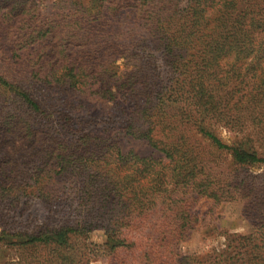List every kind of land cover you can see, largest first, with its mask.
I'll return each mask as SVG.
<instances>
[{
	"label": "trees",
	"instance_id": "trees-1",
	"mask_svg": "<svg viewBox=\"0 0 264 264\" xmlns=\"http://www.w3.org/2000/svg\"><path fill=\"white\" fill-rule=\"evenodd\" d=\"M0 13V214L45 211L0 233L19 249L3 264H264V180L246 171L264 156L213 129L248 120L264 146V0H0ZM83 93L118 109L89 115ZM127 137L153 153L123 150ZM202 200L241 201L253 231L188 252Z\"/></svg>",
	"mask_w": 264,
	"mask_h": 264
},
{
	"label": "rangeland",
	"instance_id": "rangeland-1",
	"mask_svg": "<svg viewBox=\"0 0 264 264\" xmlns=\"http://www.w3.org/2000/svg\"><path fill=\"white\" fill-rule=\"evenodd\" d=\"M42 5L52 3L54 0H36ZM3 16L0 13V45L5 43L4 37L6 32ZM34 47H31L32 51ZM22 54V51H21ZM74 98V95H72ZM77 102L83 103L86 106L85 113L93 116H107L113 112L115 108L110 103L103 102L97 97L88 93L80 94L76 99ZM122 107L126 110L127 103H123ZM81 111L82 107H80ZM118 109V108H117ZM126 113H130L126 110ZM214 131L218 137L226 144L231 145L234 140L248 136L253 146L258 150L261 156H264V146L262 135L259 130L251 125L248 120L239 131L231 130L228 126L222 124H214ZM113 132V131H111ZM123 150L133 149L140 155H149L153 153L152 149L142 140L127 137L122 139ZM156 155V154H154ZM247 173L259 175L264 180V165L257 163L246 168ZM243 203L241 201L222 203L211 207V203L205 200L200 201L196 206V211L200 215L199 224L192 231L188 241L183 245L188 252H196L204 254L208 249L220 248L224 243V234L238 233L247 235L253 231V226L248 217L242 211ZM45 211L42 206L30 200L28 207L17 212L3 211L0 214V233L7 229L14 233L17 231L31 230L33 227L39 226L43 222ZM90 241L101 243L104 240V235L101 231H93L90 233ZM225 244V243H224ZM222 248V247H221ZM28 251V250H27ZM28 253V252H27ZM19 249L15 244L0 240V264L18 259ZM91 264H107L104 259L96 258L91 261Z\"/></svg>",
	"mask_w": 264,
	"mask_h": 264
}]
</instances>
